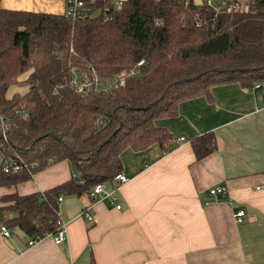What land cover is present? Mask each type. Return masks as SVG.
I'll return each mask as SVG.
<instances>
[{
	"label": "trees",
	"instance_id": "trees-1",
	"mask_svg": "<svg viewBox=\"0 0 264 264\" xmlns=\"http://www.w3.org/2000/svg\"><path fill=\"white\" fill-rule=\"evenodd\" d=\"M79 1L74 18L0 7V187L59 161L72 171L41 192L0 195L5 228L33 241L58 229L61 197L112 183L124 148L171 149L152 120L172 115L177 102L237 82L260 91L264 104V0H236L229 13L221 0L216 10L203 0ZM72 72L86 83L79 91ZM11 85L26 89L7 97ZM189 146L197 160L214 140L203 134ZM11 160L20 169L3 172Z\"/></svg>",
	"mask_w": 264,
	"mask_h": 264
},
{
	"label": "crops",
	"instance_id": "crops-1",
	"mask_svg": "<svg viewBox=\"0 0 264 264\" xmlns=\"http://www.w3.org/2000/svg\"><path fill=\"white\" fill-rule=\"evenodd\" d=\"M64 6L65 0H0L3 9L31 13L61 14ZM152 124L168 133L172 148L162 152L151 144L118 154L125 178L115 192L118 209L89 192L61 197L57 215L64 240L53 244L46 235L27 245L30 239L20 230L7 227L8 235H0V264H264L260 91L237 82L214 85L205 95L177 102L172 115ZM203 134L212 135L214 150L195 160L189 140ZM71 173L59 161L11 188L0 187V195L41 192ZM219 185L222 198L207 195ZM88 204L89 220L79 215Z\"/></svg>",
	"mask_w": 264,
	"mask_h": 264
},
{
	"label": "built area",
	"instance_id": "built-area-1",
	"mask_svg": "<svg viewBox=\"0 0 264 264\" xmlns=\"http://www.w3.org/2000/svg\"><path fill=\"white\" fill-rule=\"evenodd\" d=\"M212 0H203V2L211 6L213 9H217L216 5L211 4ZM219 5L223 8V11L225 13L231 12L234 8L237 7V2L236 0H221L219 2ZM81 7V2L79 0H65V6L62 11V15L65 17L69 18H74V17H79V12L78 9ZM140 61L136 63V65H139ZM133 74L132 70H129L127 75ZM77 76L75 73L72 72V79H71V86H73L77 91L81 90L86 83L84 81H79L76 80ZM92 82L95 84V78L92 79ZM123 84V77H119L117 81L114 83V86H121ZM95 123L99 124L100 121L97 118L95 120ZM1 137H4L3 132L1 131ZM18 169H20V166L16 164L14 161H8L7 163L3 164L1 166V170L3 172H16ZM125 182V178L121 174H116L112 178V183H114V186L111 188H105L104 184L105 183H96L94 184L90 190H89V195L93 198H96L98 200H105L107 202V205L114 207L115 209L119 208V204L116 202V196L115 192L117 190V187ZM207 195L213 198H222L225 194V188L221 185L219 186H214L206 191ZM91 205L88 204L84 207L81 208L79 215L82 218L85 219H90L91 217V210L90 207ZM240 216H241V211L237 210L233 213V217L235 221H240ZM0 235L1 236H7L8 231L7 229L1 224L0 225ZM51 240L53 244H59L64 240V233H63V228L58 227V229L55 231L54 234L51 235ZM34 241L33 240H28L27 245L32 244Z\"/></svg>",
	"mask_w": 264,
	"mask_h": 264
},
{
	"label": "rangeland",
	"instance_id": "rangeland-1",
	"mask_svg": "<svg viewBox=\"0 0 264 264\" xmlns=\"http://www.w3.org/2000/svg\"><path fill=\"white\" fill-rule=\"evenodd\" d=\"M214 0L211 1V4H213ZM91 14H93L94 12H90ZM23 76H21L22 78ZM26 89V87L24 86H15V85H11L10 87L7 88L6 90V96H10L13 92H23Z\"/></svg>",
	"mask_w": 264,
	"mask_h": 264
},
{
	"label": "water",
	"instance_id": "water-1",
	"mask_svg": "<svg viewBox=\"0 0 264 264\" xmlns=\"http://www.w3.org/2000/svg\"><path fill=\"white\" fill-rule=\"evenodd\" d=\"M192 2L195 4V5H199L201 3V0H192Z\"/></svg>",
	"mask_w": 264,
	"mask_h": 264
}]
</instances>
